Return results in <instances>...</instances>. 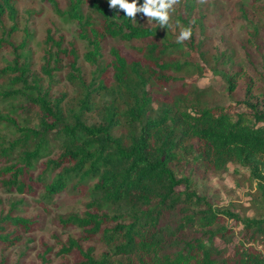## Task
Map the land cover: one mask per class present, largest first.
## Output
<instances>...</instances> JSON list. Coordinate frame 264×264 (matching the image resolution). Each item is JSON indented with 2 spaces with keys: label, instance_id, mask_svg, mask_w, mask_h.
Listing matches in <instances>:
<instances>
[{
  "label": "trees",
  "instance_id": "16d2710c",
  "mask_svg": "<svg viewBox=\"0 0 264 264\" xmlns=\"http://www.w3.org/2000/svg\"><path fill=\"white\" fill-rule=\"evenodd\" d=\"M21 1L0 0V23L4 19L9 22L5 38L0 37V50L8 48L13 55L11 63L0 68V82L35 92L26 99L29 110L38 111L39 122L37 129L28 128L12 117L0 116V122L17 134L6 146L0 145V157L6 162L0 169V185L9 192L33 195L35 185L44 183L43 198L51 202L62 192L78 193L95 180L91 186L95 198L85 204L81 215L58 217L61 228L81 230V236L68 238L59 253H77L76 264H264V218L215 208L198 195L188 177L176 174V166L190 160L215 173L224 172L229 164L237 165L248 170L264 198V106L250 99V86L246 88L250 97L236 102L237 111L229 106L201 107L189 104L188 99L162 103L156 111L147 86L152 82L164 87L174 80L164 72H180L186 67L162 61L165 52L176 44L162 37L158 23L154 27L137 26L124 11L117 12L98 0H67L65 11L57 0H43L56 15L76 22L78 38L90 48L82 58L92 71L84 78L74 46L62 37L55 40L51 30L46 31L43 46L47 60L41 73L51 77L50 60L55 71L66 68L64 79L76 90L77 111L66 108L65 94L51 100L49 87L41 93L38 81L28 85L29 67L20 62L19 54L28 45V33L24 31L19 44L9 40L18 31L17 3ZM82 7L89 12L81 13ZM183 7L185 12H192L194 1L183 0ZM255 11L264 16V6H255ZM200 19L190 24L178 16L191 31L190 42L195 35L194 24ZM105 38L143 45L137 48L134 60H127L113 48L111 61L104 63ZM222 77L232 92L234 77ZM18 95H23L20 89L0 92L5 99ZM96 97L109 99L97 105ZM96 110L99 123L87 124L85 115ZM115 131H120L118 136ZM50 136L61 143L58 154L51 157ZM16 148H21L20 154L10 161ZM44 156L47 159L34 178L31 168ZM47 172H57L56 178L46 182ZM104 205L113 207L115 213L105 212ZM229 221L233 226L227 224ZM34 226L32 220L13 216L12 210L0 215V246L20 241L7 232L8 228L29 233ZM234 238L237 250L215 245V239L228 244ZM96 239L106 249L99 257H95L93 246L85 245Z\"/></svg>",
  "mask_w": 264,
  "mask_h": 264
},
{
  "label": "rangeland",
  "instance_id": "374dc122",
  "mask_svg": "<svg viewBox=\"0 0 264 264\" xmlns=\"http://www.w3.org/2000/svg\"><path fill=\"white\" fill-rule=\"evenodd\" d=\"M61 11L67 10V0H57ZM102 5H109L108 0H98ZM143 0H138V3ZM195 8L188 13L184 11L183 0H176L170 10L168 27L160 26V33L165 40L176 44L163 55V62L186 65L180 72L170 69L163 74L174 78L164 87L150 84L146 89L152 90L154 96L153 109L158 111L162 103H172L176 100L184 103L188 99L190 104H200L201 107L215 108L229 106L237 111L236 102L250 97L246 88L252 89L251 96L254 102L264 106V16L255 11V6H264V0L253 4L254 0H193ZM18 31L13 33L9 40L19 44L24 39V31L29 35L28 45L19 52L21 60L29 67L27 74L28 85L33 86L39 82L41 93L50 88L51 100L65 94L64 107L77 111L74 100L76 90L64 79V71H55L53 62L49 63L51 77L41 73L46 66L47 57L44 55L43 41L46 31L51 30L55 40L59 37L65 43H70L79 55L78 66L84 78L92 71L83 61V54L88 52V45L78 38V27L75 21L68 16L56 15L49 5L43 0H24L17 3ZM118 8V6H117ZM123 11V10H119ZM89 11L81 8V13ZM178 16L193 24L201 16L203 19L194 24V39H186L178 43L176 37L184 30V26L178 20ZM134 24L143 27L157 25L151 18L143 13H137ZM9 22L4 19L0 23V37L5 38ZM253 28L257 29L255 33ZM142 42H121L113 38H105L102 42V60L104 63L111 61V49H117L127 60L137 58V48ZM11 50L3 47L0 50V68L11 63ZM64 60L63 64L64 65ZM234 74H237L234 76ZM234 77L235 88L228 90V83L222 76ZM152 84V85H151ZM20 89L23 95L2 98L0 96V116L14 118L18 125L28 128H38L39 113L37 110H29L26 96L34 97L32 89L22 88L21 85H9V82H0V92ZM97 105L108 101V97L98 99ZM87 124L99 123V115L96 111L85 115ZM65 121L71 123L68 115ZM120 131H115L118 136ZM17 134L14 129L0 122V145L6 146ZM49 155L54 156L60 151L61 143L51 140L49 137ZM198 147V142H192ZM21 148H16L9 157L13 161ZM47 156L39 160L32 168L33 177L38 176L42 164ZM6 165L5 159L0 157V169ZM57 172H47L45 181L51 182L56 178ZM176 174L188 177L193 189L198 195L205 197L215 208L228 209L240 216L263 217L264 198L254 181L249 178L248 170L237 165L229 164L224 172H212L206 166L193 161H187L176 166ZM95 180L89 181L78 193L62 192L54 197L51 202L44 198L43 184L35 185L33 195H20L14 190L9 192L0 185V215L5 216L11 210L13 216L22 217L35 222L34 228L29 233H22L18 228L10 227L7 232L20 238V241L12 246H0V264H76L78 254H60L61 246L68 238L77 239L81 236V230L75 227L61 228L58 225V217L68 214H77L85 210V204L95 198L91 193V186ZM178 190H183L179 187ZM103 210L114 214L115 209L110 205H104ZM233 226V222H227ZM234 238L226 244L215 239V245L228 250L239 249ZM84 244V243H83ZM85 245L94 247L95 257H99L106 249L98 239L87 242ZM114 260V259H113Z\"/></svg>",
  "mask_w": 264,
  "mask_h": 264
},
{
  "label": "clouds",
  "instance_id": "9594fccd",
  "mask_svg": "<svg viewBox=\"0 0 264 264\" xmlns=\"http://www.w3.org/2000/svg\"><path fill=\"white\" fill-rule=\"evenodd\" d=\"M109 6L119 10H123L125 17L136 20L137 13H143L151 18L161 27H168L170 21V10L176 0H143V3H138V0H108ZM118 6V8H117ZM191 35L190 29L182 30L176 37L177 42H183Z\"/></svg>",
  "mask_w": 264,
  "mask_h": 264
}]
</instances>
